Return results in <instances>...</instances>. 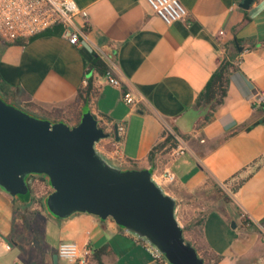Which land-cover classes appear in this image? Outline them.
<instances>
[{"label": "crops", "instance_id": "obj_1", "mask_svg": "<svg viewBox=\"0 0 264 264\" xmlns=\"http://www.w3.org/2000/svg\"><path fill=\"white\" fill-rule=\"evenodd\" d=\"M74 1L87 12L86 18L73 17L81 31L78 44L68 41L61 24L27 40L0 41V78L8 101L69 124L89 107L111 132L95 144L98 152L122 168L152 170L153 180L176 199V218L204 264H264L259 232L264 163L235 193L229 192L221 207L201 212L183 194L209 183L227 191L225 181L264 157V0H253L248 8L240 6L243 0H180L187 16L170 24L146 0ZM95 54L121 88L95 70L86 75ZM224 57L233 63L227 92L205 121L195 100ZM87 76L94 93L83 106L77 91L87 85ZM122 90L134 96L133 105L123 101ZM114 124L125 127L119 140ZM165 129L175 136L176 147H164L149 160V150ZM166 172L173 180L166 179ZM29 186L25 197L0 190V264H64L57 255L62 241L92 249L80 264H98L99 250L103 264H164L144 239L111 218L50 215L45 197L51 187L43 175H33ZM240 212L252 227L242 225Z\"/></svg>", "mask_w": 264, "mask_h": 264}, {"label": "water", "instance_id": "obj_2", "mask_svg": "<svg viewBox=\"0 0 264 264\" xmlns=\"http://www.w3.org/2000/svg\"><path fill=\"white\" fill-rule=\"evenodd\" d=\"M252 1L240 6L248 8ZM113 135L119 140L117 124ZM110 136L89 107L69 124L32 115L0 97V190L25 197L30 178L41 174L51 187L45 208L53 217L111 218L169 264H204L176 218V199L153 180L152 170L122 168L98 152L95 144Z\"/></svg>", "mask_w": 264, "mask_h": 264}, {"label": "built area", "instance_id": "obj_3", "mask_svg": "<svg viewBox=\"0 0 264 264\" xmlns=\"http://www.w3.org/2000/svg\"><path fill=\"white\" fill-rule=\"evenodd\" d=\"M146 2L166 24L187 16V10L180 0H146ZM76 15L86 18L87 12L79 8L74 0H0V39L7 43L27 40L54 25L61 24L68 41L78 44L81 41L79 38L81 31L73 22V17ZM105 75L110 84L122 87L120 80L113 77L109 69ZM84 83L86 84V81ZM122 99L129 105L135 103V98L129 91L122 90ZM124 132V125H118L119 137ZM118 150L117 147L116 152ZM165 177L169 181L173 180V175L169 172L165 173ZM239 215L242 218L245 213L240 212ZM146 248L155 259L169 264L155 248L149 244H146ZM91 254L90 247L80 248L73 241H62L57 247V255L65 262L64 264L85 263Z\"/></svg>", "mask_w": 264, "mask_h": 264}, {"label": "trees", "instance_id": "obj_4", "mask_svg": "<svg viewBox=\"0 0 264 264\" xmlns=\"http://www.w3.org/2000/svg\"><path fill=\"white\" fill-rule=\"evenodd\" d=\"M3 42V41H2ZM17 42V41H16ZM7 43V42H4ZM237 42H235L236 44ZM237 46V45H236ZM233 68V63L230 58H222L219 62L218 67L212 73L209 80L205 84L204 88L199 92L195 100V107L204 110V120L208 121L214 109L222 103L226 92H227V82L228 76ZM86 75H89L91 71H96L98 74H105L108 69V65L105 60L100 56L95 54L90 63H87L85 66ZM87 85L84 88H79L77 91V98L83 102V106L86 105L89 101L90 95L94 93L92 77L87 76ZM7 93L6 88L1 84L0 78V97L7 103L13 104L8 101L5 94ZM79 119L77 120V122ZM76 122V123H77ZM102 126V125H101ZM103 127V126H102ZM232 133V132H231ZM230 135V134H229ZM162 139L157 141L149 150L148 158L149 160H153L156 152L163 149L164 147L171 148L176 147L177 140L175 136L167 129L162 132ZM264 163V157H259L243 168H241L238 172H236L230 179L225 181V183H229L227 186L228 193H235L243 183L249 179L255 171H257L262 164ZM226 199H230V194L226 195ZM202 212V211H201ZM200 219L196 222L199 223ZM241 223L245 227H252L254 224L245 214L241 218ZM264 227V218L260 222ZM199 253V249L197 248ZM102 250H99L95 254L97 255L98 264H103L100 261V254ZM200 254V253H199ZM202 255V254H201ZM219 257L214 258V262L218 261Z\"/></svg>", "mask_w": 264, "mask_h": 264}, {"label": "rangeland", "instance_id": "obj_5", "mask_svg": "<svg viewBox=\"0 0 264 264\" xmlns=\"http://www.w3.org/2000/svg\"><path fill=\"white\" fill-rule=\"evenodd\" d=\"M0 41L2 42L1 39ZM14 105L18 108H21L17 104ZM31 114L34 115L32 112ZM183 194L189 199V202L192 205L196 206L198 209L201 208L200 210L203 212L211 208L221 207L226 201V195L229 193L228 191H226V189L224 190L222 187H219L216 184L209 183L205 187L197 190L196 192H183ZM259 232L260 238L263 239V241H261V249L262 253L264 254V227H262Z\"/></svg>", "mask_w": 264, "mask_h": 264}]
</instances>
